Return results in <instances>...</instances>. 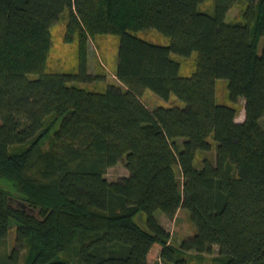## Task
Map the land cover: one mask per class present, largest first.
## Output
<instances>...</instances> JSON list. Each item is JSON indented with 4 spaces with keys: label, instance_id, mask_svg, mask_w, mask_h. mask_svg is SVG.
I'll list each match as a JSON object with an SVG mask.
<instances>
[{
    "label": "trees",
    "instance_id": "trees-1",
    "mask_svg": "<svg viewBox=\"0 0 264 264\" xmlns=\"http://www.w3.org/2000/svg\"><path fill=\"white\" fill-rule=\"evenodd\" d=\"M202 2L0 0V264H186L183 253L214 246V264H264V0H214L212 14L199 10ZM239 3L244 21L227 23ZM64 14L78 72L46 74L49 28ZM150 29L169 46L133 34ZM99 34L119 37L115 78L123 89L75 86L99 79L86 53ZM194 52L195 72L180 77L171 54ZM218 79L228 81L233 103L245 101L242 122L216 104ZM146 90L185 107L150 111L141 101ZM210 136L215 163L195 168L196 153L211 151ZM122 158L128 175L109 182L107 171ZM179 209L190 213L195 234L176 249L154 214L172 218ZM141 212L145 228L134 220Z\"/></svg>",
    "mask_w": 264,
    "mask_h": 264
},
{
    "label": "rangeland",
    "instance_id": "rangeland-1",
    "mask_svg": "<svg viewBox=\"0 0 264 264\" xmlns=\"http://www.w3.org/2000/svg\"><path fill=\"white\" fill-rule=\"evenodd\" d=\"M214 8V0H203L199 6L201 12L212 14ZM246 6L242 3L236 4L232 7L227 16L226 22L229 24L241 23L244 21V13ZM67 14H64L59 21L54 22L50 28L51 35V48L48 53V58L45 67L46 74H76L78 72V44L77 39L70 44L65 43ZM136 37L149 43L159 46H169V39L159 34L156 30L150 29L137 33H133ZM264 40L261 39L258 45V54L261 53ZM119 48V37L114 35H95L87 40L86 53L89 57V73L93 76L99 77L96 81L87 84H75L87 91L104 93L110 86L123 87L115 78V71L117 68V56ZM171 58L180 64L179 76L182 78L190 77L196 70L197 53H192L189 57H181L175 54H171ZM38 76L35 74L29 75L30 80L36 79ZM142 103L150 110H154L159 107L170 108L178 107L184 108L185 103L177 99L174 95H170L168 100H164L153 94L151 91L146 90L141 96ZM215 102L218 105L232 107L236 110V121L242 122L244 120V104L245 101L241 98L237 103H233L229 97L228 81L225 79H218L215 83ZM260 125L264 128V117L260 119ZM56 125L53 126L50 131L52 133ZM178 148L182 149L183 139H176ZM208 142L211 145L210 152L198 151L194 159V167L201 168L202 162L208 160L212 164L215 163L216 156V143L213 137L208 138ZM41 147L47 148L46 138L41 141ZM178 181L181 185V174L177 167H174ZM128 172L124 166V158H122L118 164L110 168L105 178L109 182H115L126 177ZM9 184L8 181L2 182L5 185ZM158 223L168 232L170 246L178 249L181 242L188 239L195 234V227L191 221L190 213L185 209H179L172 218L164 216L161 212L154 214ZM135 222L145 228L146 215L141 212L135 218ZM15 240V226L13 225L5 242L3 250L10 251L14 247ZM31 246V242L27 244ZM2 249V247H1ZM28 249L23 252V256L27 255ZM158 255V250L155 248L150 254L149 261L154 263ZM182 256L186 260V264H214L215 258L218 256V248L213 247L210 254H196L193 251L183 253Z\"/></svg>",
    "mask_w": 264,
    "mask_h": 264
},
{
    "label": "water",
    "instance_id": "water-1",
    "mask_svg": "<svg viewBox=\"0 0 264 264\" xmlns=\"http://www.w3.org/2000/svg\"><path fill=\"white\" fill-rule=\"evenodd\" d=\"M10 201V200H9ZM13 206L15 208H20L22 211L26 212L28 215H35V210L28 208L23 202L21 201H15V203L13 204Z\"/></svg>",
    "mask_w": 264,
    "mask_h": 264
},
{
    "label": "crops",
    "instance_id": "crops-1",
    "mask_svg": "<svg viewBox=\"0 0 264 264\" xmlns=\"http://www.w3.org/2000/svg\"><path fill=\"white\" fill-rule=\"evenodd\" d=\"M87 62H88V70H90V69H89V57H87Z\"/></svg>",
    "mask_w": 264,
    "mask_h": 264
}]
</instances>
